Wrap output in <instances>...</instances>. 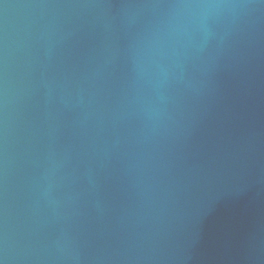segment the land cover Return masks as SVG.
Masks as SVG:
<instances>
[{"label": "water", "instance_id": "1", "mask_svg": "<svg viewBox=\"0 0 264 264\" xmlns=\"http://www.w3.org/2000/svg\"><path fill=\"white\" fill-rule=\"evenodd\" d=\"M0 264H264V0H0Z\"/></svg>", "mask_w": 264, "mask_h": 264}]
</instances>
